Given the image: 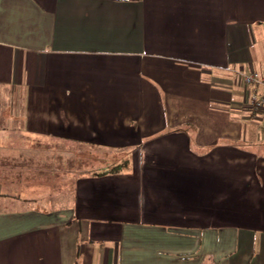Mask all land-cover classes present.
Returning <instances> with one entry per match:
<instances>
[{"label": "crops", "instance_id": "0c3cea01", "mask_svg": "<svg viewBox=\"0 0 264 264\" xmlns=\"http://www.w3.org/2000/svg\"><path fill=\"white\" fill-rule=\"evenodd\" d=\"M249 71L264 0H0V264H264Z\"/></svg>", "mask_w": 264, "mask_h": 264}, {"label": "built area", "instance_id": "2783aa9c", "mask_svg": "<svg viewBox=\"0 0 264 264\" xmlns=\"http://www.w3.org/2000/svg\"><path fill=\"white\" fill-rule=\"evenodd\" d=\"M246 85V116L264 129V75L259 71H249L242 75ZM260 88V89H259Z\"/></svg>", "mask_w": 264, "mask_h": 264}, {"label": "rangeland", "instance_id": "374dc122", "mask_svg": "<svg viewBox=\"0 0 264 264\" xmlns=\"http://www.w3.org/2000/svg\"><path fill=\"white\" fill-rule=\"evenodd\" d=\"M70 148V147H69ZM115 151H106V150H99V152H96L97 154L96 155H90L89 154V152L87 151V148L84 150V153H79V152H77V153H73L74 154V156H75V159H77V155H78V159H77V163L78 162H80V159L79 158H81V155H82V158H83V161H84V163L86 164L87 162H89L90 163V160L92 161H95L96 163L98 162V161H100V162H104L105 163V165H112V164H106V163H111L112 161H114V160H119V163L118 164H122L123 163V161H124V159H123V157L124 156H126V155H124V153H122V151H124L123 149L121 150V149H114ZM119 151H121V154H120V152ZM110 153V155L108 156V154ZM117 153V154H116ZM111 154H113V156H111ZM115 157H116V159H115ZM129 157V156H128ZM118 158V159H117ZM73 159H74V157H73ZM75 159H74V161H75ZM97 160V161H96ZM123 160V161H122ZM92 161V162H93ZM91 162V163H92ZM116 165V164H115Z\"/></svg>", "mask_w": 264, "mask_h": 264}]
</instances>
